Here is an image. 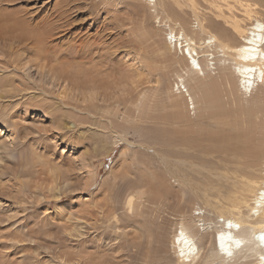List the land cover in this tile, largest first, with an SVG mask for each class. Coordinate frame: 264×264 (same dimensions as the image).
<instances>
[{
	"label": "rangeland",
	"instance_id": "1",
	"mask_svg": "<svg viewBox=\"0 0 264 264\" xmlns=\"http://www.w3.org/2000/svg\"><path fill=\"white\" fill-rule=\"evenodd\" d=\"M169 1L190 26L194 11L215 19L214 32L228 5L243 9ZM249 2L243 19L264 21V0ZM155 13L144 0H0V264H177L175 222L197 207L212 221L197 237L202 252L214 251V205L234 190L219 175L240 166L220 122L257 107L264 117V86L245 96L233 79L225 89L215 80L194 89L195 109L186 91L177 105V73L189 88L198 74L175 63L171 54L186 61L180 43L165 51ZM175 158L187 160L186 181L173 175ZM247 256L235 264H257Z\"/></svg>",
	"mask_w": 264,
	"mask_h": 264
},
{
	"label": "bare ground",
	"instance_id": "2",
	"mask_svg": "<svg viewBox=\"0 0 264 264\" xmlns=\"http://www.w3.org/2000/svg\"><path fill=\"white\" fill-rule=\"evenodd\" d=\"M144 1L154 9V12L157 11L155 13L157 22L168 28L165 51L172 53L174 51L173 42L175 46L180 43L183 46V55L186 57L187 62L183 56L182 59L176 57L175 54H171L175 63L184 60L186 67L198 74V79L194 83L196 87L193 84L192 88H189L182 73H177L178 81L172 89L173 92L176 89L175 103L177 105L180 103L184 106L187 101L188 107L190 108V105H192V108L195 109L197 101L193 95L194 89H208L215 80L220 81L221 87L225 89L226 84L230 83V78L233 79L236 87L245 96H252L260 87L264 86V21L253 15L249 16L250 19H243L242 13H249L250 11V2L247 5L248 2L244 3L247 0H240L239 3L243 6V9H240L234 3L228 5L229 15L227 18L229 20L225 19V23L220 24L218 32H214L215 30L211 31L209 28L213 23H218L213 18H202L194 11L195 20L197 21H195L194 26H190L188 19L181 16L175 8H172L173 4L170 1L168 3L163 2V0L162 3L160 0ZM221 9L219 10L222 12L223 9ZM169 36L170 42L168 41ZM198 49H201V51H198ZM213 50L218 54L219 60L216 61L219 64L222 62L225 64L228 60L231 66L229 70L224 69V72L220 75L213 74L211 76L213 80L209 81L207 80L206 70L213 72L217 69L215 67L218 64L215 61L216 55L213 56ZM199 55L201 56L198 57ZM201 57L204 58L202 60L203 64L200 61ZM183 91H186L189 97L186 101L181 98ZM212 91L214 90L212 89ZM252 111V113L246 111L240 113L238 111L240 114L236 115L235 118H232L230 113L226 117L222 113L223 116L220 115L223 119L220 123L227 124L228 129L219 132L222 133V137L220 135L219 137L221 140L223 138L227 140L229 149L237 158L236 163L240 166L235 173L236 176L230 177V174L223 172L219 175V177L221 176L228 181L231 180V187H234V190L230 191V197L226 204L218 203V205H214L217 210L215 219L219 223L213 235L214 251L209 254H203L202 252L203 248L200 245V239L198 240L197 237L208 229L207 227L211 225L212 221L205 217L204 210L201 207H197L194 210L195 212L198 211L196 218H191L186 213H182L175 222L176 228L171 245L177 258V264H235L236 261H239V258L247 256V254L253 256L257 264H264V117L263 111L258 107ZM181 134L184 143L188 136H185L184 131ZM175 159L178 162L173 165V175L184 177L183 179L186 181L185 164H187V160L185 158ZM164 181L166 182L167 179L164 178ZM179 186L181 191H179L178 202L181 204L185 191L181 189V185ZM161 190L162 193H170V190L163 187V185ZM145 193L143 190H139L138 197L141 198ZM176 193L178 192L176 191ZM204 196L206 197V195ZM131 200L133 201V199ZM180 207V205H177V210H180ZM158 227L162 228L161 226ZM161 234H163V231ZM150 241L152 243V240ZM153 241L155 242L154 239ZM158 262L157 264L163 263L162 260Z\"/></svg>",
	"mask_w": 264,
	"mask_h": 264
}]
</instances>
